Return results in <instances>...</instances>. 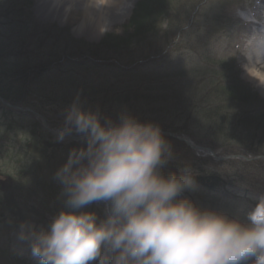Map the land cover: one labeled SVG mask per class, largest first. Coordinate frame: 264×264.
<instances>
[{
  "label": "trees",
  "instance_id": "16d2710c",
  "mask_svg": "<svg viewBox=\"0 0 264 264\" xmlns=\"http://www.w3.org/2000/svg\"><path fill=\"white\" fill-rule=\"evenodd\" d=\"M20 1L0 0V97L9 104L33 109L44 116L51 127H55L58 124L51 123L52 119L61 114L65 118L66 109L79 95L82 107L85 110L98 111L102 120L110 118L118 122L120 114L127 112L141 122L158 124L163 132L186 136L197 145L205 146L214 151L220 150V146H227L221 139V134L225 132L222 131L225 130L223 127L231 133L230 137H237L238 139L240 137L238 135L242 131L251 134L254 130L253 127L250 128L249 126V122L253 121L246 116V112L243 110L241 112L242 117L239 115L226 117L223 116L226 111L219 109L218 105L212 104V102L206 104L199 102L200 105L195 106L193 105L194 101H191L188 103L189 107L188 104L184 106V101L180 96L185 92L189 96L191 94L192 97L195 90V85L192 83V73H190L191 61L181 58L180 62L168 65L169 62L162 55L170 47L172 49L171 54L179 53L181 56H185L184 53L177 51L178 47L184 51H190L188 46L185 47L184 40L188 38L189 31L186 30V27L191 23V19L188 23V19L183 22L184 29L174 35L172 42L178 41L174 45L172 43L173 46L170 44L171 46L167 45L164 49L163 47L149 46V52L135 50L131 54L128 51L134 47L132 42H124L118 37H108L97 45L85 44L74 42L69 31L60 30L54 26L39 27L32 21L31 15L28 19L22 17L25 13L20 10ZM28 3L30 5V2ZM223 9H225V5ZM221 14L223 13L221 12ZM221 14L216 16L220 19ZM166 15L168 16L167 13ZM172 16L173 13L169 15V17ZM154 21L153 15L150 14V17L141 20L139 25H131L135 28L134 35L136 39L139 38L138 41L141 39L146 43L150 40V36L157 35L158 29L154 27ZM199 40L197 47L194 48L197 54L201 50L202 39L199 38ZM203 44L206 46L204 47L205 51L209 49L207 43ZM128 55L130 57L135 56L128 60L130 58ZM125 60H128L127 63ZM201 63L202 67L194 74L195 77L202 76L203 78L205 76L208 79L198 81L204 86L201 89L209 91L212 86L209 81L213 79L215 86L220 85L229 90L225 93H217L222 94L225 99L216 102H238L244 107L248 106L250 102L255 106L257 104L254 101L260 102L254 96V98H249L251 101H244V97L238 94L242 89L239 88L241 85L237 78H234L233 86L214 78L209 55L205 54ZM134 66V69L130 68ZM223 83L226 86L222 85ZM172 94L174 97L171 104L173 110L166 107L167 103L171 102H167L166 97L170 98ZM208 95H211V92ZM179 107L182 108L178 109ZM262 107L264 108V106ZM0 111L11 112L1 105ZM252 111H256V108ZM196 112H202L207 120L216 121V127L207 129L208 126L198 125L194 121L195 115L198 114ZM258 118L263 124L253 122L254 125H259L255 133L252 134L257 138V143L253 146L250 145L253 148H250L248 153L242 149H236L230 150L228 154L264 156V145H257L260 140L257 133L264 134V121H262V115ZM230 119L232 120L229 125L222 123V121ZM200 126L205 128L202 130ZM196 127L200 131L195 130ZM165 138L169 143H176V146L185 148L184 144ZM29 140L26 150L21 151L15 160L6 155L5 170L0 171V191L3 192L1 185L5 183L1 179L14 183L18 180L19 185L23 184L21 185L23 191H28L29 195L32 193V196L36 192L38 196L43 197L44 204L35 203L37 208L28 207L27 212L33 216V221H30L31 218L24 221L22 220L24 217L21 215L16 217L10 215V212L4 214L6 211L0 208V225H4L11 234L13 233V236H10V242H7L8 245L4 248L1 247L0 264H37V261L30 254L27 243L24 242V245H21L23 241L18 239L19 225L28 222L34 224L38 229L47 227L51 218L65 207L64 197L61 195L62 185L55 178V174L67 161L73 148H80L85 145V143H75L64 146L55 142L47 134L43 137L40 134L31 135ZM20 149L23 147L20 146ZM226 152H222V154L228 155ZM27 156L29 164L31 161L33 162L29 168L25 163ZM42 162L47 167L45 168L48 171L47 175L43 172ZM235 163H238L240 167L249 165L242 161ZM256 164L264 167L262 162H256ZM184 166L189 165L177 166L176 163L169 161L162 171L165 175L173 172L179 174L178 170ZM42 175L43 182L39 180ZM26 176L32 182L29 188L24 186L25 182H29ZM194 180L196 186L189 191L191 200L197 205L207 208L213 207L211 202L224 196L228 184L225 176L216 173H195ZM36 189L37 191H35ZM18 191L19 194L20 190ZM24 198L18 200L15 210L22 207L20 203L23 204V208L31 204L29 200ZM51 198L53 200L49 203L47 199ZM209 201L210 203H208ZM104 209L103 203H94L82 211H95L102 218Z\"/></svg>",
  "mask_w": 264,
  "mask_h": 264
},
{
  "label": "clouds",
  "instance_id": "9594fccd",
  "mask_svg": "<svg viewBox=\"0 0 264 264\" xmlns=\"http://www.w3.org/2000/svg\"><path fill=\"white\" fill-rule=\"evenodd\" d=\"M241 57L243 78L264 92V35L250 37ZM72 131L86 143L55 174L65 207L47 227L20 225L37 264H264V197L242 218L182 197L195 174L189 166L164 174L173 151L158 124L127 112L102 120L79 95L62 134ZM94 203L105 205L102 218L82 211Z\"/></svg>",
  "mask_w": 264,
  "mask_h": 264
},
{
  "label": "rangeland",
  "instance_id": "374dc122",
  "mask_svg": "<svg viewBox=\"0 0 264 264\" xmlns=\"http://www.w3.org/2000/svg\"><path fill=\"white\" fill-rule=\"evenodd\" d=\"M225 0H137V3L135 4L131 15L126 20V12L122 11L124 14L123 17H121L117 23H115L113 26L108 27L106 32L102 34H97L95 30H84V34L78 35L76 32V28L78 27L75 25V22L69 21L68 24L61 25L62 22V13L60 14H51L50 12L47 13V15L43 14V1L42 0H21L19 5H21V11L25 13L22 17L25 19H28L31 15L32 21L39 27H56L60 30L69 31L70 37L74 42L78 43H85V44H99L103 40L107 39L108 37H118L124 42H132V45L134 47L130 49L128 52L133 54L135 50L137 51H145L149 52V46H154L156 48H166L167 45H174L176 41L172 40L174 39V35L179 33L181 30L184 29L183 22H185L187 19V23L190 19H192L193 14L196 12V16L193 20V23L189 29V37L185 39L184 44L185 46H188L191 44V46H194L196 44V40L194 39V36H200L198 33H201L204 37V40L208 42V53L209 55L213 52L215 53V60L210 61V64L213 68L214 78H218L219 80L224 81L227 84H230V86H233L234 78H238L240 81V87L242 90L238 92V94L242 97H244V101L250 100L249 98L256 97V100L264 101V96L261 95V91L255 89L252 84H250L245 78L242 76L240 63L243 60V57H241V52L244 50V45L248 38L252 36L255 32V29L258 27V23L256 27H253V25L249 24L252 22H256L251 15V11L259 4V1L261 0H244L245 3H241V0H232L233 4L235 5L237 1L238 4L234 7L237 8L236 10L233 9V14L235 17V20L242 24H247L248 33L245 32L241 35L237 32L238 38H245L242 45L239 44V54L235 53H229L227 51V40L222 37V35H218V31L222 29V27L225 25L226 27L230 26V22L228 20V17L231 15V10L226 9L222 10L221 14L219 10L221 9V3ZM30 2V5L29 3ZM49 4V3H48ZM232 4V5H233ZM27 5L29 6L27 7ZM244 9V10H243ZM168 16L166 15V13ZM219 12L221 14V18L215 16V14ZM153 13V14H152ZM173 13L172 17H169V15ZM239 13H244L246 16H248L250 19L245 21L241 18ZM150 14L153 15L155 21H154V27L158 29L157 35L150 36V40L146 43L141 41V39L138 41L139 38L136 39L135 37V28L131 25H139L141 20L145 18H149ZM165 15V16H164ZM60 16V17H59ZM164 17V18H163ZM168 17V18H166ZM80 17L78 16L77 19ZM226 18V19H225ZM68 19V18H67ZM65 20V22L67 21ZM225 21V24L222 22ZM219 22V23H218ZM190 25V24H189ZM201 27H205L207 29L206 33L205 30ZM189 28V26L186 27V30ZM201 28V31L199 32ZM170 45V46H171ZM172 45V46H173ZM169 46V47H170ZM237 47V45H236ZM179 49V47H178ZM177 49V51H178ZM171 47L168 48L165 52H163L162 57L168 61V65H172L174 63H178L181 61L180 57H175L174 53H172ZM233 52H235L233 50ZM194 54V53H192ZM129 56V55H128ZM135 56V55H133ZM133 56H129L130 58L128 60H131ZM192 60H195L194 57L191 58ZM128 60H125L124 62L127 63ZM196 61V60H195ZM197 62H193L192 70L193 73L191 75L192 83L195 85V90L193 93V98L188 95V93H185L181 95L180 97L184 101V106H186L191 101H194L195 106L200 105L199 102H202L203 104H206L208 102H212V104H217L219 109H224V112L226 111L223 116L226 117H235L237 115L242 117V110L243 112H246V116L250 117L249 119L255 123H261L258 117L263 115L264 112V106L261 101L257 103L254 101L256 106L250 102V104L244 107V105L238 104V102H216L220 101L222 99H225L224 96L221 94H217L219 92H227L229 90H226L227 87H221L220 85L215 86V81L212 79L209 81L212 86L210 87V90L207 91V89H201L203 86L198 81L200 80H208L205 78V76H197L195 77L194 74L197 72L198 67L196 65ZM237 64V65H236ZM131 69H134V67H130ZM237 69V71H235ZM135 74L134 72H132ZM240 73H241V79H240ZM223 83L222 85L226 86V84ZM214 85V86H213ZM198 87V88H197ZM204 87V86H203ZM225 89V90H224ZM211 92V95H208ZM195 95V97H194ZM254 96V97H253ZM171 98V99H170ZM166 97L167 102L171 101L170 103H167L166 107L168 109L173 110V106L171 107V104L173 103V94L171 97ZM229 99V97H228ZM189 101V102H188ZM251 101V100H250ZM244 103V102H243ZM2 106V105H1ZM190 105L188 104V107ZM182 108V107H181ZM180 107L178 109H181ZM202 108V106H201ZM256 108V111H252ZM203 109V108H202ZM205 109V107H204ZM203 111V110H202ZM252 111V112H251ZM198 113V112H196ZM63 115H65L63 113ZM195 120L198 125H204L208 126L207 129H210L211 127H216V124L214 121L205 119V115L202 114V112H199L197 115H195ZM245 116V115H244ZM256 116V117H254ZM262 121H264V118L262 117ZM232 119L228 121H222L225 125H229V122ZM47 121V119H46ZM48 122V121H47ZM253 122H249L250 128H254V130L250 133H245L242 131V133H239L237 137H230V134L226 128L223 127L222 131H225L221 134L222 141L227 146H220L221 149L216 151V155L219 156L222 152L229 153L230 150H236V149H242V151H245V153H248V150H251L250 148H253L252 146L257 143V138L252 135L255 133V130L257 129L256 124L254 125ZM51 123H56L58 126L51 127L56 131H59V135L66 139L68 135L62 134V130L65 127V118L61 115L55 116L54 119H52ZM49 124V122H48ZM263 124V122L261 123ZM50 125V124H49ZM197 125V126H198ZM235 125V124H233ZM200 128H205L200 126ZM228 128V127H227ZM212 129V128H211ZM197 131L198 128L196 127ZM203 130V129H202ZM227 132L229 133L227 135ZM241 132V131H240ZM40 134L42 137L43 135L46 136L49 135L55 142L61 143V145L68 146L75 143H86L85 139L80 140L78 142H68L67 140H62L60 142L59 140H56L53 138L50 134H48L41 126V123L37 121L36 119L32 118V115L27 112H6L0 111V171L5 170V166L7 164V161L5 158L6 155L10 156L14 160L18 155H20L21 151H25L29 139L31 138V135H37ZM69 135H75L77 132L72 131L70 133H67ZM79 135V134H78ZM76 135V136H78ZM227 136V137H224ZM258 138H260L259 143L257 145L263 146L264 145V134L257 133ZM251 138V140H249ZM188 139V138H187ZM190 141V140H189ZM238 141V142H237ZM192 142V141H191ZM195 144V143H194ZM252 144V146H250ZM32 145V144H31ZM173 151V158L170 160L171 162L176 163L177 166L182 165H189L193 171V173L197 174H206V173H213L217 172L220 174L227 173L229 177L227 176V179L229 183L227 184V194L226 199H219L213 201L214 209L226 212L228 214H233L239 211L241 218L243 217L244 211H246L248 208H250L252 205L256 203L258 198L264 197V167L262 165H256V163L253 162L247 165V167H240L238 163L236 164L233 162L228 161H221L217 162L215 160H212L210 158L204 157V156H198L199 153L192 152L191 150H187L188 148L185 146V148H181L180 146H176V143H170ZM20 146L23 147V149H20ZM206 148L205 146H199ZM224 148V149H223ZM23 153V152H22ZM49 154V152H47ZM26 154V153H23ZM198 156V157H197ZM226 157V156H222ZM254 157V156H253ZM21 158V157H20ZM46 161V160H45ZM26 166L29 168V165H33V162L31 161L29 164L28 156L27 161H25ZM43 163V172L45 175L48 174V171L45 169L47 168L45 163ZM235 164V165H234ZM27 169V168H26ZM239 170V171H237ZM237 171V173H236ZM236 173V174H235ZM16 174V173H15ZM51 176V174H50ZM26 178H28L26 176ZM4 184L2 186L3 192L0 191V208L5 210L4 214L10 212V215L18 217V215H21L22 220L27 221L26 219L31 218L30 221H33V216L29 214L27 211L28 207H36L35 203L37 204H44L43 203V197L37 195L36 192L29 195L28 191H23L21 189V185H19V181L10 182L5 179ZM29 184L25 182L24 186H27L29 188V185H31L30 182L31 179H29ZM40 181L43 182V175L39 178ZM34 181V180H33ZM32 186H35L32 184ZM18 190H20V193L18 194ZM22 191V192H21ZM37 191V189L35 190ZM23 194V195H22ZM25 197V198H24ZM182 197H188L191 199V195L187 191L182 193ZM26 199L31 204L26 205V208H23V204L20 203L22 206L19 210H15L16 203L19 199ZM51 199H47V201L52 202ZM48 203V204H49ZM23 209V210H22ZM16 224V223H14ZM20 227V225H19ZM12 232V231H11ZM18 233V232H16ZM10 236H13V233H10V230L7 229L4 225H0V252L1 247L3 248L8 245L7 242H10ZM26 243V242H25ZM21 245H24V241L21 243ZM1 260V259H0Z\"/></svg>",
  "mask_w": 264,
  "mask_h": 264
},
{
  "label": "bare ground",
  "instance_id": "6f19581e",
  "mask_svg": "<svg viewBox=\"0 0 264 264\" xmlns=\"http://www.w3.org/2000/svg\"><path fill=\"white\" fill-rule=\"evenodd\" d=\"M43 14L62 13L61 25L68 24L69 21L75 22L78 35L84 34V30L93 29L97 34H104L108 27L113 26L123 17L122 11L126 12V20L137 3V0H99L96 7L88 4L87 0H42ZM49 3V4H48ZM60 12V13H59ZM251 15L256 21L260 22L259 28L255 29L254 34L264 35V0L251 11ZM80 17L77 19V17ZM60 17V16H59ZM68 18V19H67ZM67 21L65 22V20ZM262 27V29H260ZM253 34V35H254ZM264 96V92L261 93Z\"/></svg>",
  "mask_w": 264,
  "mask_h": 264
},
{
  "label": "water",
  "instance_id": "95a60500",
  "mask_svg": "<svg viewBox=\"0 0 264 264\" xmlns=\"http://www.w3.org/2000/svg\"><path fill=\"white\" fill-rule=\"evenodd\" d=\"M30 112L33 113L37 118L41 119L43 127H44V128L50 133V134H52L54 137L60 139L61 136H60L59 134H57V133H54V132L48 127L46 121H45L43 118L39 117L36 113H34V112H32V111H30ZM62 138H64V137L62 136ZM62 138L60 139L61 141H62V140H67L68 142L80 141V140L85 139L83 136H79V137L67 136V137H65L66 139H62ZM179 140H180L181 142H184L182 139H179ZM187 145H188V143H187ZM189 146H190L192 149H195V148H193L191 145H189Z\"/></svg>",
  "mask_w": 264,
  "mask_h": 264
}]
</instances>
